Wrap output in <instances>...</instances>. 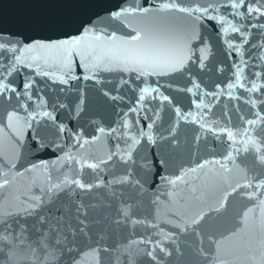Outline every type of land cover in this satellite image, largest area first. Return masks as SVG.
Returning <instances> with one entry per match:
<instances>
[{"label": "snow or ice", "instance_id": "6c2138e0", "mask_svg": "<svg viewBox=\"0 0 264 264\" xmlns=\"http://www.w3.org/2000/svg\"><path fill=\"white\" fill-rule=\"evenodd\" d=\"M107 16L127 31L97 27L89 18L74 26L75 34L64 32L62 38L0 42V99L11 106V110L5 109L0 123V190H11L0 202L3 264H89L90 258L94 264H104L103 254L112 250L104 245V237L97 239L92 234L89 206L72 197L77 190L91 192L103 186L116 198L114 185H129L145 192L144 183L155 165L147 157L137 165L135 154L139 146H156L158 141L178 143L176 134L181 121L198 126L197 144L201 139L207 141L208 134L224 144L223 154L199 159L192 166L180 167L176 174L161 176L166 191L152 194L151 204L156 213L151 220L135 218L137 205L121 201V220L117 223L153 230L125 246L126 264H137L140 256L150 258L153 264H166V258L174 252L182 254L178 233L194 236L200 245L198 253L211 260V264H264V112L255 111L249 118L237 104L234 108L239 126L232 125L227 106L222 113L225 119L213 118V108L221 96L242 99L234 94L235 89L248 94L244 103L251 108L258 104L264 107V99L252 98L255 93L264 97V82H258L264 81V70L251 72L253 79L245 76L247 69L257 67L253 63L256 59L264 69V0H122ZM206 31L208 36L204 35ZM209 37L222 45L230 60L232 76L226 84L217 83L215 91H208L191 71L187 73L190 86L160 84V78L184 74L190 64L204 70L212 55ZM78 69L82 74H77ZM217 71L224 73L225 68ZM104 73L127 74L128 78L122 76L115 88L119 93L127 87L134 94L135 103L127 111L122 110L114 127L99 126L95 129L98 135L89 138L82 127L73 130L60 122L58 114L61 110L74 111L79 117L84 110V91L73 89L71 82L82 79L97 85L112 83L102 78ZM36 77L68 86L69 92H76V99L62 102L59 94L49 97L39 88ZM150 77L156 78L155 82H150ZM162 88L189 94L188 110H183ZM55 91L48 88L49 93ZM65 91L63 87L58 90ZM103 95L113 101L125 100L124 96L106 90ZM153 103L158 106L151 107ZM165 104L174 114L169 127L164 129L167 135L157 132ZM50 127L55 128L60 143L46 142L41 135ZM31 132L35 135L30 136ZM101 137L116 141L115 150L107 151L104 159L89 150ZM26 145L34 151L55 145L61 154L53 161L29 163L18 171L21 149ZM249 154L251 166L242 165L240 157ZM114 157L126 166L123 175L107 181L99 176L94 182L86 181L85 169L91 173L103 171ZM167 163L159 160L163 167ZM137 167L144 173V183L134 178ZM194 180L200 181L199 185ZM60 193L72 200L74 215L71 208L64 209L59 216L45 213ZM233 195L246 200L248 206L241 214L240 226L217 239L214 232L206 229V217L226 211ZM162 207L171 211L163 213V221ZM161 221L178 232L165 231ZM205 240L207 250L203 246Z\"/></svg>", "mask_w": 264, "mask_h": 264}, {"label": "water", "instance_id": "95a60500", "mask_svg": "<svg viewBox=\"0 0 264 264\" xmlns=\"http://www.w3.org/2000/svg\"><path fill=\"white\" fill-rule=\"evenodd\" d=\"M122 3V0H0V42H6L11 40L12 42H31L33 39H58L62 38L64 32H71L75 34L74 26L81 20L91 19L97 27H108L110 30H117L126 32L121 28L118 22H114L108 18L107 12L109 10H115V6ZM255 34V30H253ZM205 36L209 33L204 32ZM209 42L212 44V55L205 62L206 68L200 70L195 64H190L188 70L184 74H173L170 77L160 78V84L165 85L172 83L175 86L184 88L189 85L188 71L201 82L202 86L208 91H215L214 85L217 83L226 84L228 79L231 78L232 73L229 71L230 60L227 58L223 47L214 37H209ZM247 59V54L245 56ZM257 65L255 68H249L245 71V76L248 79H253L250 75L253 71H262L259 66L261 61L256 59L253 61ZM224 67L225 72L220 73L218 68ZM27 72V70H25ZM30 74V73H29ZM77 74H82V70L77 71ZM127 79V74L123 73H104L102 78L105 81H112V83H104L97 85L94 81L71 82L73 89H82L84 91L85 103L83 105V111L79 117L75 116L74 111L67 113L61 110L58 114V120L67 124L73 130L82 127L84 134L87 137L98 135L95 129L99 126L105 128L114 127L121 119L122 110L127 109L135 103V96L130 92L127 87L121 88L119 93L116 91L115 85L119 82L120 78ZM154 77H150V82H155ZM39 88L45 92L49 97H55L59 94L62 102H68V100L76 99V92H69L68 86L52 84L47 78L36 77ZM19 83V78H17ZM264 82V81H258ZM250 86V85H249ZM65 88V93H59V88ZM48 88L56 89L55 92H48ZM109 91L112 95H122L125 97L124 101H113L103 95V91ZM165 94L171 96L177 104L181 106L183 110H188L190 95L183 92H177L174 89L162 88ZM234 94L242 97L237 101L229 99L227 95L220 97L219 103L215 104L213 108V118L225 119L222 113L225 110V106L232 117V125L239 126L238 114L235 111L234 106L239 105L241 113L251 117V113L255 111L264 112V107L257 105L255 109L250 105L244 103V99L248 97L243 89H235ZM67 97V99H66ZM252 98L264 99L259 93L252 94ZM210 99V98H209ZM13 105H15V99H13ZM158 103H153L151 107L155 108ZM11 110V106L7 105L2 99H0V123L3 122L5 109ZM195 110V109H193ZM23 114V113H22ZM152 115L151 112L148 113ZM162 121L157 122V132L167 133L164 129H167L174 119V114L171 108L165 104V110L161 114ZM131 118V116H130ZM92 121H97V124H93ZM143 123V121H142ZM39 131V130H38ZM199 131V128L195 124L185 123L181 121L176 134V140L178 143H172L171 141H158L156 146H150L142 144L139 146L138 151L135 154L137 165L144 163L143 158L147 157L148 161L155 165L151 174L147 176V183H144V173L137 167L134 171L137 175L134 178H139L146 189L141 193L138 189H135L129 185L112 186V190L117 193V197L113 198L110 194V190L101 186L100 188H94L91 192H80L77 190V195L72 197V200H81L88 207V219L92 228V234L97 239L104 237V245L108 246L112 251L110 253L103 254L104 264H126L127 253L124 252L125 246L130 241L138 239L145 234H151L152 229H145V227L137 225L133 226L131 223L125 224L123 222L117 223L121 220L118 211L121 207V201L132 203L137 205L135 211V218L137 219H149L156 213V208L151 204L154 199L153 193H163L166 189L162 186L160 177L163 175L176 174L180 167L192 166L193 162L199 159H208L211 156H219L223 154L224 144L215 141L211 134H208L207 141L201 139L197 144L195 141V135ZM10 135V133H8ZM35 135V132L29 134ZM45 141H53L60 143L55 134V128L50 127L41 132ZM29 142L30 139H29ZM116 141L112 138L101 137V140L91 146L89 149L94 156L99 159L105 158V153L109 150H115L114 145ZM88 146H86L87 148ZM123 147V144H121ZM22 156L17 163L18 171H22L24 167H27L29 163H38L40 160L53 161L61 153L53 145L44 151L30 150L26 145L21 149ZM2 159V157H0ZM166 160L167 167L159 165V160ZM252 157L249 154L247 157L241 156L239 162L248 164L251 166ZM257 168L259 166L257 165ZM126 166L118 160L113 159L104 168L103 171L97 173H91V170L85 169L84 178L87 182H94L96 177H102L105 181L112 179L115 176L123 175ZM158 170V173H157ZM203 179V177H201ZM24 180L21 179L20 183ZM194 183L199 185L200 181L194 180ZM11 190H0V202L5 195H8ZM218 198V197H217ZM161 199H165L161 196ZM72 200L63 193L58 194V198L54 199L53 203L49 204L45 213L52 216H59L66 208H71L73 215L75 206L72 204ZM214 204V200L211 201ZM248 206L246 200H242L233 195L229 197L227 204V210L219 214H209L206 217L207 224L206 229H210L215 233L217 239L221 235L227 236L236 227L240 226V218L245 207ZM206 210V209H205ZM165 211L171 214L170 210L161 208L162 221L166 217L163 215ZM174 218V217H173ZM161 221V227L165 231H177L173 229L171 225L164 224ZM32 222L31 220L29 221ZM177 243L180 245L181 253L176 254L174 252L172 257L166 258V264H211V260L206 259L200 255L197 249L200 247L196 238L191 234L178 233ZM171 248H175V245H169ZM204 248H209L208 242L205 240ZM134 248L137 246H133ZM138 247L143 248L144 245ZM0 264H3V257H0ZM89 264H94V261L90 258ZM137 264H153L150 258L146 256L137 257Z\"/></svg>", "mask_w": 264, "mask_h": 264}]
</instances>
